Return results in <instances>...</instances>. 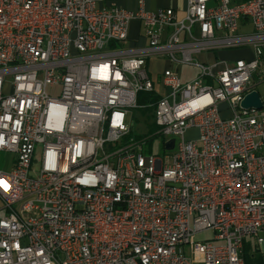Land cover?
I'll return each instance as SVG.
<instances>
[{
  "label": "built area",
  "instance_id": "2783aa9c",
  "mask_svg": "<svg viewBox=\"0 0 264 264\" xmlns=\"http://www.w3.org/2000/svg\"><path fill=\"white\" fill-rule=\"evenodd\" d=\"M208 1L187 0L179 18L144 0H0V157L12 155L0 264H244L246 238L264 260V100L240 108L263 53L264 0ZM243 19L251 34H238ZM133 20L145 46L122 45ZM247 45L251 60L194 58ZM153 56L197 74L153 76ZM140 92L158 99L138 104ZM148 107L155 135L174 139L163 156L130 136V111Z\"/></svg>",
  "mask_w": 264,
  "mask_h": 264
},
{
  "label": "crops",
  "instance_id": "0c3cea01",
  "mask_svg": "<svg viewBox=\"0 0 264 264\" xmlns=\"http://www.w3.org/2000/svg\"><path fill=\"white\" fill-rule=\"evenodd\" d=\"M246 0H230L232 4L244 2ZM117 6L127 9V10H135L138 7V0H112ZM219 0H209L207 5L209 7H215L218 4ZM187 6V0H144V8L147 11H157L159 9L171 8L175 11L176 15L181 18L184 15V10ZM253 32V28L248 20L243 19L239 23L238 27V34L246 35L251 34ZM125 47H139L146 45V39L143 34V27L139 21L133 20L130 23L128 37L125 41ZM251 46V45H249ZM236 47V48H242ZM232 49V48H230ZM229 49L219 50L216 52L211 53H202L198 54L201 56V61L205 63H211L214 61H226V62H233L237 59H244V60H251L254 57L253 47L251 46V50H241L238 55L227 53L226 51ZM263 53L261 56L260 64L258 70L252 75V85L253 89L257 90L264 100V46L262 48ZM246 51V52H245ZM148 60V70L150 66V62L158 61L162 64L163 69L172 67L176 72L179 67H188L193 69L192 74H186L184 77H181L183 80H189L194 77L197 72L195 73V68L189 66H177L171 64L165 57H157L153 56ZM151 68V67H150ZM162 69V70H163ZM152 71V72H151ZM152 68L149 70L151 75H157L160 72H154ZM197 71V70H196ZM178 73V72H177ZM195 73V74H194ZM221 108L224 109L225 106L221 105ZM1 205V201H0ZM243 249L245 252L243 253V262L244 264H264V260L257 249L254 240L252 238H246L243 244Z\"/></svg>",
  "mask_w": 264,
  "mask_h": 264
},
{
  "label": "rangeland",
  "instance_id": "374dc122",
  "mask_svg": "<svg viewBox=\"0 0 264 264\" xmlns=\"http://www.w3.org/2000/svg\"><path fill=\"white\" fill-rule=\"evenodd\" d=\"M125 44L126 42H124L122 45L125 47ZM248 49L251 50V46L247 45L242 48H232V49L227 50L226 52L230 54L238 55L241 50L247 51ZM194 58L198 61H201L200 55H196ZM150 67L153 70H156L154 72H161L163 69L162 64L159 63L158 61L150 62L149 70L151 69ZM192 70L193 69L188 68V67H179L177 72L180 77H184L186 74H192ZM196 72L197 71L195 70V73ZM155 74H153V76ZM48 93L50 96L54 97L58 94V90L49 89ZM130 112L132 116L131 118L128 117L129 120L127 119V123L130 129V136H133V137L137 136L142 139H145L150 136L152 140L150 142H145L143 145L145 152L157 154L159 156L165 155L166 150L164 148L163 139L155 135L157 128H155V125L153 124L152 116L148 113V111L131 110ZM131 121H133L132 125H130ZM196 136H197V132L194 129L188 130V132H186V137L195 138ZM40 151H41L40 145H36L35 146V158H34V163L32 166V172L30 173V176H35L37 174V168L39 167V160H40ZM11 158H12L11 154L2 153L0 157V169H9ZM206 236H209V233L197 234L194 237V241H201ZM184 248L185 250H187V246H185Z\"/></svg>",
  "mask_w": 264,
  "mask_h": 264
},
{
  "label": "water",
  "instance_id": "95a60500",
  "mask_svg": "<svg viewBox=\"0 0 264 264\" xmlns=\"http://www.w3.org/2000/svg\"><path fill=\"white\" fill-rule=\"evenodd\" d=\"M262 97L260 96L257 90H251L250 92L246 93L243 99L240 102V108L243 110L248 109H256L260 110L263 108ZM164 148L167 151H170L174 148V139H170L166 141L164 144Z\"/></svg>",
  "mask_w": 264,
  "mask_h": 264
},
{
  "label": "trees",
  "instance_id": "16d2710c",
  "mask_svg": "<svg viewBox=\"0 0 264 264\" xmlns=\"http://www.w3.org/2000/svg\"><path fill=\"white\" fill-rule=\"evenodd\" d=\"M157 99H158V97L156 95L150 94V93L140 92L137 95L138 104H147L149 102L152 103V102H155ZM150 110H151V108L148 107L144 111H150ZM244 252H245V250L243 249L242 256H243Z\"/></svg>",
  "mask_w": 264,
  "mask_h": 264
}]
</instances>
